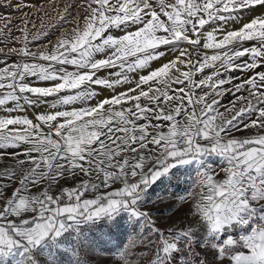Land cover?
I'll use <instances>...</instances> for the list:
<instances>
[{
    "label": "snow or ice",
    "instance_id": "snow-or-ice-1",
    "mask_svg": "<svg viewBox=\"0 0 264 264\" xmlns=\"http://www.w3.org/2000/svg\"><path fill=\"white\" fill-rule=\"evenodd\" d=\"M0 264H264V0H0Z\"/></svg>",
    "mask_w": 264,
    "mask_h": 264
},
{
    "label": "rangeland",
    "instance_id": "rangeland-1",
    "mask_svg": "<svg viewBox=\"0 0 264 264\" xmlns=\"http://www.w3.org/2000/svg\"><path fill=\"white\" fill-rule=\"evenodd\" d=\"M34 2L37 3V4H41V3H43V0H34ZM25 11H27V9H26ZM14 15H17V16H18L19 13H14ZM16 23L19 24V20H17ZM53 38H54V37H53ZM245 46H246V45H245ZM236 75H239V73H236ZM106 94H107V93H106ZM225 103H227V101H225Z\"/></svg>",
    "mask_w": 264,
    "mask_h": 264
},
{
    "label": "crops",
    "instance_id": "crops-1",
    "mask_svg": "<svg viewBox=\"0 0 264 264\" xmlns=\"http://www.w3.org/2000/svg\"><path fill=\"white\" fill-rule=\"evenodd\" d=\"M245 20H247V17L245 18ZM246 46H248V45H246Z\"/></svg>",
    "mask_w": 264,
    "mask_h": 264
}]
</instances>
